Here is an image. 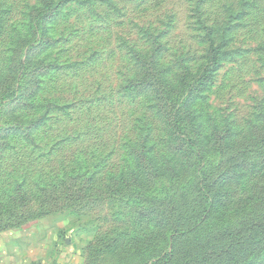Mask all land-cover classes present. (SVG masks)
<instances>
[{
  "label": "rangeland",
  "instance_id": "374dc122",
  "mask_svg": "<svg viewBox=\"0 0 264 264\" xmlns=\"http://www.w3.org/2000/svg\"><path fill=\"white\" fill-rule=\"evenodd\" d=\"M136 54H153L169 83L187 76L182 98L197 111L199 168L218 167L212 179L232 173L231 197L212 203L205 192L212 208L191 216L181 242L198 237L221 251L231 244L223 235L252 239L251 224L264 219V0H0V264L167 261L173 232L154 214L143 222L148 247L128 196L64 197L66 183L99 171L98 185L131 168L132 149L153 159L150 174L180 159L156 93L130 86L143 77ZM238 161L247 166L235 178ZM131 191L148 212L169 183L154 177ZM109 238L120 240L111 251ZM260 245L229 264H264Z\"/></svg>",
  "mask_w": 264,
  "mask_h": 264
},
{
  "label": "trees",
  "instance_id": "16d2710c",
  "mask_svg": "<svg viewBox=\"0 0 264 264\" xmlns=\"http://www.w3.org/2000/svg\"><path fill=\"white\" fill-rule=\"evenodd\" d=\"M151 55V54H150ZM136 59L140 63L142 69L143 77L136 79L131 88L138 89H150L152 93H156V109L162 115L165 120V126L167 127L171 137L177 135L176 137L180 139V143L172 149L173 153L179 155V160L174 162H166L162 164L163 170L160 173L158 170L155 174H150L146 168L147 161L150 162V166L153 167V159L148 160V158L142 157L143 149L138 151V148L132 149V167H125V170L121 171L119 175L104 174L102 177V183L96 185L94 173L92 176L85 178L82 183L78 185L70 186L69 183H66L64 188V197L69 198L70 196H76L77 198H83L85 196H101V195H114V194H123L126 197H129L130 202H134V207L132 211L135 215H132L133 224L136 227H144L143 222L151 220L154 214L159 216V224L163 227H169L171 229L170 238L164 239V242L167 241L166 245L171 244L170 249L165 254L167 259L166 263L176 262L178 257L184 256L186 258L193 260L192 264H218V260L221 263L229 264V262H238L240 258H244L246 254L254 252V250L264 244V235H261L258 229H264V219L261 220V223H252L250 230L253 232L252 239H233L231 235H223L224 238L231 241V244L227 246L224 250L216 251L212 249L210 251L207 243H201L198 240V237H195V240L188 242H181L182 233L181 230L190 226L191 216H196L201 214H206L212 206H208L209 202L208 195H205V192H214L212 203L215 202V198H229L231 197L232 192L226 189V185L231 184V175L232 173H227V176L221 175L212 179V172L218 171L219 168H214L213 171L205 170L204 166L200 167L201 162V152L204 151L201 142V130L198 123L197 111L193 106H190V101L187 98H182V91L187 87L186 80L187 76L184 75L181 81L178 83H169L164 78V71L159 69L157 63L154 62L153 54L148 59L147 57H141V55L136 54ZM201 80H199L200 82ZM4 89V88H0ZM214 139L216 142L220 143L221 136L215 132ZM219 146V145H218ZM225 148L229 149V146L225 144ZM243 155H239L238 159ZM148 164V163H147ZM247 164L245 162H237L234 166L236 174L233 173V176L236 178V175L244 174ZM159 168V169H160ZM200 170L196 174H193V177L190 179L191 170ZM230 171V170H228ZM232 172V171H230ZM187 174V178L183 182L188 183H179L177 187V181L184 179V176ZM164 178L169 183V191L165 193L162 197L150 203V206L154 207V210L144 211L142 208H139L138 195L134 190L135 186L140 188H145L148 183H150L152 178ZM73 184V183H72ZM226 192V194L224 193ZM56 192V191H55ZM126 193V194H124ZM194 193V195H193ZM211 194V193H210ZM229 194V195H227ZM52 198L57 197V193L49 194ZM147 219V221H146ZM194 225V223H193ZM192 225V226H193ZM144 230H147V227H144ZM145 237H148L146 240V245L150 247L152 245V236L148 231L144 232ZM142 233V235L144 234ZM201 236V235H200ZM137 235L132 236V242L134 245L138 239ZM162 237L164 235L162 234ZM119 238H109L106 239V250H114L116 245H119ZM145 245V246H146ZM137 246V245H136ZM160 261H157L153 264H159Z\"/></svg>",
  "mask_w": 264,
  "mask_h": 264
}]
</instances>
